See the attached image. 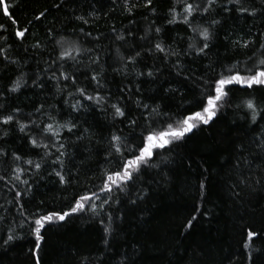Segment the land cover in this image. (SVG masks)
Wrapping results in <instances>:
<instances>
[{"label":"trees","instance_id":"1","mask_svg":"<svg viewBox=\"0 0 264 264\" xmlns=\"http://www.w3.org/2000/svg\"><path fill=\"white\" fill-rule=\"evenodd\" d=\"M131 3H138V0H131ZM52 4L53 0H23L17 7L10 9L18 21L17 25H13L11 20L0 12V25H4L3 35L7 37L6 41H0V45L5 47L10 58L18 61L17 64H0V93H3L0 96V103L9 112L19 108L21 111L17 116L22 122L38 119L50 123L47 115L40 116L35 113V109L43 105L45 112L56 116L59 123L63 124L75 118L81 131L89 127L93 135L91 143L85 139L82 143L77 142L79 147H73L71 142L75 141V136L66 130L61 131V137L68 138L67 151L71 157L70 163L68 157L63 158L65 165L61 169L59 164L51 163L58 155L55 148L50 149L53 156L47 158L45 163L41 160L43 150L32 149L27 136L20 133L14 123L11 126L0 125L2 137L0 148L9 154L7 159H0V174L6 178L10 175V169L15 166L10 158L13 152L20 154L25 160L31 159L42 164L39 173H36L32 166L22 165L29 171L22 175L21 179H27L32 185L31 191L22 200L27 214L37 209L44 212L51 209L69 211L76 196L98 191L101 172L111 166L104 159L108 139L118 130H120L118 134L125 136L129 131L124 126L127 120L123 125L119 120L113 121L110 108L107 115L95 109L73 113L65 104V99L69 104L75 103V99L68 96V92H74L75 88L69 87L67 91L57 92L55 82L50 81L48 75L42 72L48 67L44 61H51L59 54L55 39L63 36L68 41H76L82 47L92 48L94 52L100 53L101 62L106 68L105 88L101 94L110 97L109 103L119 101L126 115L129 118H137L138 123L142 125L145 122L140 118V112L136 108L137 100L153 106L159 104L162 112L177 113L182 106L194 104L200 97L199 82L184 81L182 76L176 75L171 64L165 65L162 59L149 56L146 51H142L135 67L127 65L126 76L117 73L113 71L114 68L121 67L116 59L117 48L122 54L129 52L133 47L137 50H140L141 46L147 49L152 47L158 38L164 46L171 45L181 53L180 63L184 66V74H189L187 70L190 69L193 76L211 78L225 67L237 63H250L248 58L253 55L260 43L257 33L264 32V15L253 20L250 17L238 16L234 12L226 15L220 9H216L205 19L211 20L215 17L221 19L223 23L212 30L207 56L197 57L195 53L185 56L183 53L193 39L197 44L201 41L199 37H194L187 25L179 22L167 23L170 19L169 9L172 7V0H152L150 8L140 3L132 10V15L125 11L123 0H117L115 4L113 0H96L95 3L93 0H67L58 11L52 8ZM44 9H48L46 18L34 20V15ZM177 11H180L179 6ZM90 12L98 14L99 18L89 16ZM77 16H83L89 22L85 24L77 20ZM153 21L155 22L153 28H161L159 36L157 37L153 30L149 32L147 41L141 40L145 29L149 28ZM196 23L206 26L205 20L199 18L193 20V24ZM16 27L29 29L22 44L15 37ZM81 29L85 33H91V37L83 36ZM129 30L134 33L135 42L127 35ZM117 34L125 35L126 42L117 41L115 39ZM92 37L99 39L93 40ZM246 39H255V48L233 46V41L240 40L242 44ZM37 43L41 47L34 49L32 46ZM25 48L28 49L27 54ZM88 55L91 53L77 56L82 63L76 68L80 85L86 86L88 92L93 93L94 86L84 75L90 77L92 74L87 67ZM157 55L162 57V54ZM174 63L175 58H172V64ZM71 64L72 62H69L65 66L68 72L73 71ZM92 67L96 68L95 65ZM149 69L154 72L159 70L155 82H151L146 76L136 75L137 72L146 73ZM96 70L99 71L98 68ZM37 72H41V78L45 82L43 88L32 85V79ZM22 73L27 81V87L9 93L7 89ZM63 83L61 81V84ZM137 84H140V92L135 90ZM169 86L177 88L178 91L174 95L165 94L164 88ZM121 88H130L131 92L121 95L119 91ZM231 95L233 107L222 110L215 123L203 127V130H197L194 135L189 136L186 144L177 147L175 153L170 154L172 162L167 168L161 165L160 168L149 169L144 173V183L141 187L151 189L145 201L140 202L138 206H132L126 200L113 205L114 208H119V211L114 213L118 219L113 227L117 225L119 227L115 234L109 237L110 249L106 250L99 218H94L90 211H85L67 217L64 222L47 226L42 250L39 253L41 264H81L82 261L83 264H89V261L91 264L101 262L119 264L121 255L125 252L137 260V264H247V254L243 252L242 247L246 234L241 226L253 225L254 230L264 232V191L251 196L245 195L242 200H236L229 190L232 183L229 169L234 162L232 145L241 141L246 142L255 135V131L249 130L243 112L235 109V104L244 98L254 97L258 104L264 106V89L257 88L254 92L234 90ZM260 126L264 127V121H261ZM4 131L8 132L7 136H3ZM136 131L139 132L140 129L137 128ZM53 169L62 171L66 180L71 182L61 185ZM77 172L79 175H76ZM158 172L160 175H157ZM69 173L72 175L69 176ZM164 175L169 178L166 184L161 179ZM205 176L206 191L201 196L198 185ZM11 186L10 184L9 187ZM18 187L23 194L27 185L21 184ZM100 195L104 196L103 193ZM113 195L122 196L115 192ZM13 197L14 192L9 191L4 183L0 182V204L4 205L0 208V215L6 217L5 221L0 222V229H3L0 235L7 232L8 226L20 223L21 218L16 215V206L8 203ZM95 203L99 205L100 201L96 200ZM197 206H200V212L196 211ZM193 215L197 216V220L191 229L185 230L183 225ZM17 231L24 238L14 241L6 249L0 247V264H35L30 252L34 249V238L26 234L27 226ZM254 247L264 248V241L257 240ZM253 259L254 264H264V252H254Z\"/></svg>","mask_w":264,"mask_h":264},{"label":"snow or ice","instance_id":"2","mask_svg":"<svg viewBox=\"0 0 264 264\" xmlns=\"http://www.w3.org/2000/svg\"><path fill=\"white\" fill-rule=\"evenodd\" d=\"M23 0H0V12L4 17L11 20L13 25H17L18 21L13 17L10 9L17 7ZM95 3L96 0H93ZM117 0H113L115 4ZM67 3V0H53L52 8L57 11ZM142 3L144 7H152V0H138V3H131V0H123L124 9L128 15H132V10ZM179 6L180 11H177ZM216 9H220L224 14L230 15L236 13L238 16L250 17L253 20L258 19L264 15V0H172V7L169 9L170 19L167 20L168 24L182 23L188 26V29L194 34V37H199L201 43L197 44L195 39L188 44L187 50L183 55L187 56L195 53V56L201 55L207 56V50L210 47V40L212 38V30L217 25H222L223 21L213 17L211 20H206V16L210 15ZM154 11V10H153ZM48 9L38 12L34 15V20L40 21L46 18ZM89 16H93L98 19L99 15L94 12H90ZM179 17V20H178ZM199 18L205 20V24L200 23L193 24V20ZM77 20L87 24L89 21L83 16H77ZM147 19V17H146ZM31 23V21H29ZM154 21L145 29L144 35L140 37L141 40L149 39V32L153 31L159 36L161 32L160 27H152ZM4 25H0V41H6L7 37L3 35ZM29 29L27 27H16L15 37L21 44L26 39V34ZM115 31V29H113ZM81 34L85 37H91V33H85L81 29ZM51 35V34H50ZM128 36L133 38L135 42L134 33L129 30ZM257 37L260 39L259 47L255 48V39H246L241 44L240 40L233 41V46L239 45L242 48L252 49L255 48L253 55L248 58V62L243 64L237 63L223 68L221 72L208 77L193 76L191 70H187L189 74H184V66L180 63L181 53L173 48L171 45L164 46L163 42L156 39L154 45L150 48L144 49L141 46L140 50L133 47L127 53H121L119 48L116 50V59L120 63V68H114L113 71L117 73H123L127 65H135L138 63L139 58L142 55V51H146L147 55L154 56L156 59H162L165 65L171 64L175 69L176 75L183 78L184 81L196 80L200 88L201 95L195 100V103H189L186 107L182 106L181 110L177 113L162 112L160 105H150L144 103L142 100L136 101V108L140 112V118L144 120V124H139L137 118H129L126 115L125 110L120 106L119 101L116 103H109V96L102 95L101 91L105 88L104 73L106 71L105 64L102 63V56L98 52H94L92 48H84L76 41H68L65 37L61 36L60 39H55V45L59 48V54L55 56L51 61H44L48 65L42 72L48 75L50 81L55 82L56 91L64 92L69 87H74L75 91H69L68 96L75 99V103L69 104V101L65 99V104L71 108L73 113L88 112L95 109L105 112L110 108L112 110L113 121L119 120L120 124H124L127 120V124L124 125L129 131L128 135L118 134V131L113 132L107 142V153L104 157L105 162L111 166L107 170L101 172V184L98 187V191L91 192V194L85 193L78 195L74 198V204L69 211L51 209L47 212L37 209L31 214H27L25 205L22 203L23 197L28 195L31 191L32 185L29 184L27 179H21V176L26 174L29 169L22 167V165L32 166L36 173H39L42 169L40 162H34L31 159L25 160L20 154L13 152L11 154V160L15 166L10 169V175L6 176L0 174V182L4 183V186L9 191L14 192V197L8 203L13 204L17 208L16 215L19 216L20 223L13 224L7 227V232L4 235H0V247L5 249L11 245L14 241L23 239L17 229H23L27 226V235L34 238V249L30 250L31 255L35 259V264H41L39 253L42 250V243L45 239L44 232L47 226L56 224L58 222H64L69 216L77 213L90 211L94 218H99L103 227L104 244L106 250L111 248L109 240L110 236H113L119 227H113L116 225L118 217L115 216V212L119 211V208H114L113 205L123 203L125 200L132 206H138L140 202L145 201L148 198L151 189L149 187H141L144 183V173L149 169H157L163 165L167 168L171 163L170 154L175 153L177 147H182L187 143V139L190 135H194L197 130H203V127L210 126L218 119V115L222 110L233 107L232 93L234 90H251L255 91L257 88L264 89V32H258ZM93 40H98L99 37H92ZM115 39L117 41H125L126 37L123 34H117ZM150 43V41H149ZM34 49H39L41 45L39 43L32 46ZM56 48L54 47L53 51ZM27 54L28 49H24ZM76 53L77 55H73ZM89 64L87 67L92 72L89 77L85 75V79L93 85V93H89L86 86H81L78 79L77 65L82 61L77 59L78 55L89 54ZM257 53L259 56L257 57ZM162 54V57L157 55ZM172 58H175L176 63L172 64ZM255 58V59H254ZM72 62V72H68L66 64ZM18 61L10 58L7 50L3 45H0V64H17ZM95 65L96 68L92 66ZM214 71V70H213ZM157 72L149 69L145 72H137L138 77H148L151 82H155L158 79ZM61 81L64 83L61 84ZM144 81H141L143 83ZM32 85L37 88L45 87V82L41 78V72L35 74V78L32 79ZM238 86V88H237ZM22 87H27V81L24 79L22 73L12 82V86L7 89L9 93H15ZM136 92H140V84H137ZM121 95L126 92L130 93V88L119 89ZM178 91L177 88L171 86L164 88L165 94H175ZM3 93H0L2 96ZM88 102L85 104L84 102ZM235 109L243 112L244 119L249 124V130L255 131V135L250 140L241 141L240 143H234L232 145V160L231 167L229 169L232 183L229 186L231 195L236 200H242L245 195L251 196L253 194L264 191V127L260 126L261 121H264V106L258 104L254 97L244 98L239 103L235 104ZM142 110V111H140ZM19 108H14L10 112L8 109L0 103V125L11 126L13 123L17 126L20 133L24 134L28 138V144L32 149H42L43 156L41 160L45 163L47 158H51L53 153L50 149L55 148V152L58 155L51 160L53 165L59 164L61 169L65 165V157H68V162H71V157L67 151L68 138L61 137V131L66 130L75 136V141L71 144L73 147H79L77 142H83L85 139L91 143L92 132L89 127L80 130L79 124L75 118L65 121L63 124L56 120V116L51 113H46L43 105L35 109V113L40 116L47 115L50 123L41 122L38 119H29L27 123L22 122V119L17 116L20 113ZM32 114L30 113L29 116ZM140 131L137 132L136 129ZM8 132L4 131L3 136H7ZM2 140V137H0ZM87 151V147H85ZM9 157L8 152L0 148V159H7ZM189 166H191L189 164ZM55 175L59 178V183L64 185L70 183V180H66L62 171L53 169ZM205 171H207L205 169ZM72 173H69L71 176ZM76 175H79L77 172ZM157 175H160L158 172ZM163 183H168L169 178L164 175L162 178ZM207 177H203L199 182V191L201 196L206 191ZM159 183L160 181H156ZM152 183V181H149ZM12 185L9 187V185ZM27 185L23 194L19 189V185ZM120 193L122 196H114L113 193ZM100 193L104 196L101 197ZM96 200L100 203L97 205ZM42 203V202H41ZM107 206V207H106ZM4 205L0 204V208ZM197 212H200V206H197ZM105 217L107 223H105ZM6 220V217L0 215V222ZM197 220V216L193 215L191 219L187 221L183 227L185 230L192 228L194 222ZM244 236L242 247L243 252L246 253L247 264H254L253 253L264 252V248L254 247L257 240L264 241V232L261 230H254L253 225L245 224L241 226ZM3 229H0L2 232ZM120 255V254H117ZM87 259V258H85ZM83 264V261L81 262ZM89 264L91 262L89 261ZM102 264V262H101ZM119 264H137V260L133 259L125 252L121 255Z\"/></svg>","mask_w":264,"mask_h":264}]
</instances>
